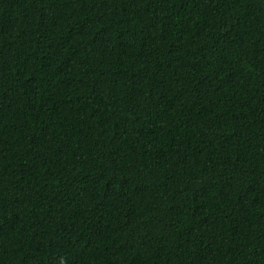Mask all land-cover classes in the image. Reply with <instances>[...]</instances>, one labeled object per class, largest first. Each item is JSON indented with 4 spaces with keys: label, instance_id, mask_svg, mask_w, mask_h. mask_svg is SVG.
Masks as SVG:
<instances>
[{
    "label": "trees",
    "instance_id": "16d2710c",
    "mask_svg": "<svg viewBox=\"0 0 264 264\" xmlns=\"http://www.w3.org/2000/svg\"><path fill=\"white\" fill-rule=\"evenodd\" d=\"M0 264H264V0H0Z\"/></svg>",
    "mask_w": 264,
    "mask_h": 264
}]
</instances>
